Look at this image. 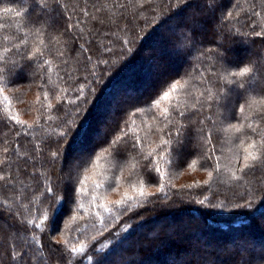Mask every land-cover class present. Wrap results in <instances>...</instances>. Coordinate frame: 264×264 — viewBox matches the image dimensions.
<instances>
[{"label": "trees", "instance_id": "1", "mask_svg": "<svg viewBox=\"0 0 264 264\" xmlns=\"http://www.w3.org/2000/svg\"><path fill=\"white\" fill-rule=\"evenodd\" d=\"M0 176V264H264V0H0Z\"/></svg>", "mask_w": 264, "mask_h": 264}, {"label": "rangeland", "instance_id": "2", "mask_svg": "<svg viewBox=\"0 0 264 264\" xmlns=\"http://www.w3.org/2000/svg\"><path fill=\"white\" fill-rule=\"evenodd\" d=\"M147 54V56L148 57H150V56H152V54L153 53H151L150 51L149 52H147L146 53ZM157 56L158 55H154V57H152L153 59H157ZM130 93V92H129ZM132 93V92H131ZM122 94V93H121ZM120 96V95H119ZM118 96V97H119ZM115 98V101H117V97H114ZM110 101L112 102V99H110ZM118 102H116V104H117ZM116 104H114L113 105V108H112V110H110L109 112H105V117L106 116H108V115H112L113 114V110L115 111V109L117 108V105ZM109 113V114H108ZM108 120V121H107ZM106 121L107 122H109L110 120L108 119V118H106ZM95 138H98V136H95ZM82 149V148H81ZM80 148H77L75 151H74V153L72 154V156L75 158V159H80L79 158V156H80V154L82 153V150H81ZM194 174V176H196V177H202L197 171H194V172H191V173H185V175H189V176H187L188 178H189V180L190 179H193L192 177V175ZM97 176H98V174H96ZM198 179H200V180H206L207 178H198ZM136 191V190H135ZM135 194H137L136 192H134L133 193V191H132V189L131 188H126V189H121V191L120 190H117V191H115V192H112L111 194H110V201L112 202V201H121L122 199H128L129 197H131L132 195H135ZM161 227H160V229H159V231H161ZM147 235H148V237H153L151 234H149V233H147ZM191 259V258H190ZM187 261H189V260H187Z\"/></svg>", "mask_w": 264, "mask_h": 264}, {"label": "snow or ice", "instance_id": "3", "mask_svg": "<svg viewBox=\"0 0 264 264\" xmlns=\"http://www.w3.org/2000/svg\"><path fill=\"white\" fill-rule=\"evenodd\" d=\"M5 11H9V9H5ZM248 72H249V69L245 67L240 72L233 73V74L234 75L243 76V75H245ZM175 89H176V85H173L172 86V90L174 91ZM169 95H170V93H165L163 98L165 100H167L169 98ZM157 104H159V101H157ZM167 111L168 110L165 109V113H167ZM241 111H242V109H241ZM180 115H183V113H180ZM177 135H179V132H177ZM163 144L167 145L168 144V141L167 140H164L163 141ZM53 155H55V153H53ZM244 159H245V166L247 167L249 161L255 162V161H257L258 157H257V155L254 152H250L247 156H245ZM209 176H211V173H209ZM3 179H4V177L0 176V180H3ZM97 187H100V185H97ZM140 195L141 196L144 195L143 191L140 192ZM118 203H123V202L121 201V202H118ZM72 251L73 252H83L84 249L83 248H80V249L72 248Z\"/></svg>", "mask_w": 264, "mask_h": 264}]
</instances>
